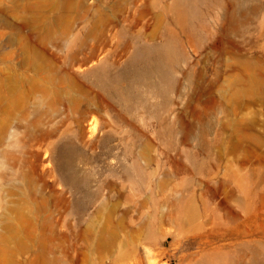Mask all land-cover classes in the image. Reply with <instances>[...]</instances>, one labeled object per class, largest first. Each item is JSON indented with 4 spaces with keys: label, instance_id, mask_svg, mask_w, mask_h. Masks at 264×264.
<instances>
[{
    "label": "rangeland",
    "instance_id": "1",
    "mask_svg": "<svg viewBox=\"0 0 264 264\" xmlns=\"http://www.w3.org/2000/svg\"><path fill=\"white\" fill-rule=\"evenodd\" d=\"M45 3L0 0V264H264V0ZM164 46L157 97L126 73ZM34 52L65 66L64 101ZM103 64L131 101L86 77ZM64 143L90 181L80 214Z\"/></svg>",
    "mask_w": 264,
    "mask_h": 264
},
{
    "label": "bare ground",
    "instance_id": "2",
    "mask_svg": "<svg viewBox=\"0 0 264 264\" xmlns=\"http://www.w3.org/2000/svg\"><path fill=\"white\" fill-rule=\"evenodd\" d=\"M33 1H37V2L32 4V3H25L24 0H13L15 5H17V6L22 5L25 9L41 10L44 8L45 2L43 3L42 0H33ZM74 1L75 0H51L45 4H48V6L50 5L53 8H61V7H66V6L72 7V4L74 3ZM168 49H169L168 46L141 48L139 50V52L137 53L132 65L135 67L136 65L139 64V62H142V63H144V65H142L143 67L140 69L135 68V70H133L129 73H126V71H125L126 75H128L129 77L132 78L131 81H133V82L136 81V84L143 82V81H145L143 83H147L148 81L152 82L153 79L156 78L157 81H154L152 83V87L150 88V91L148 92V94L150 93L152 96L158 97L159 95H165L170 88V84H171L170 78L171 77H170V74H169V71L167 68L166 58H165L166 51H168ZM26 64H27V66L29 65L28 67L33 72H35V74H39V75L43 76L41 78L44 81V85L41 84L40 86H41V88L43 86L42 90L46 95H48V96L53 95L54 97H56L57 100L64 101L63 100L64 96L69 95V89L64 87V83L68 79V77H67L68 71L66 70L65 66L55 67L54 65H52V66H54V68L49 69L50 73H47L46 72L47 71V69H46L47 62L44 60L43 56L38 52H34V53L30 54L29 56H27ZM86 77L93 79L98 87L106 89L108 91V93H112L117 99L119 98L121 101L126 102V101H129L131 98L132 88L134 86L133 87L128 86L129 88L121 87V85L119 83L120 77L118 75L113 76L111 74L109 66L107 64L99 65L97 67H93L91 69H88L86 71ZM6 80H8V79H6ZM33 81H35V80H33ZM15 84H12V85H15ZM129 84H130V82H129ZM5 85H7V84H5ZM148 85H149V83H148ZM9 86H8V88H9ZM135 87L137 88L139 86H135ZM8 90H10V91L12 90L15 92V90H13V89H8ZM140 93L142 95V90ZM145 93H143V95ZM134 96H135V91H134ZM150 96L148 95L147 98ZM137 97H140V96H137ZM141 99L143 100L145 98H141ZM134 101H135V99H134ZM78 152L76 151V149H73L72 147H70L69 143H64L61 147H59V149H57L56 161H57L58 169L63 176V181H64L65 186L76 197V201L73 204L74 205L73 208L75 209L76 213L80 214L84 210L85 198H84V200H82L83 199L82 196H81V198H82L81 199L78 197V194H80L81 191H84L85 197L88 196V193L85 192V189L89 187L90 181H89V178L82 176L77 171V169H75L76 167H74V162H75L76 158H78V155H79ZM76 161H78V160H76ZM87 198H90V197H87ZM26 204H27V202H26ZM29 211H31V210H29ZM30 213H32V212H30ZM30 216L32 217V215H30ZM32 220H33V218H32ZM18 229H20V227ZM16 237H18V236H16ZM46 263H48V262H46ZM51 264H59L58 259L56 261L52 260Z\"/></svg>",
    "mask_w": 264,
    "mask_h": 264
}]
</instances>
